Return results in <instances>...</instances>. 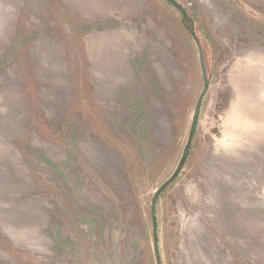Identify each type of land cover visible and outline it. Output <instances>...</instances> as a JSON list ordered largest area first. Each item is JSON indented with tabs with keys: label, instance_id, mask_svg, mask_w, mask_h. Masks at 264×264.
Segmentation results:
<instances>
[{
	"label": "rangeland",
	"instance_id": "1",
	"mask_svg": "<svg viewBox=\"0 0 264 264\" xmlns=\"http://www.w3.org/2000/svg\"><path fill=\"white\" fill-rule=\"evenodd\" d=\"M175 1L208 89L161 263L264 264V0ZM202 86L162 0H0V264H156Z\"/></svg>",
	"mask_w": 264,
	"mask_h": 264
},
{
	"label": "water",
	"instance_id": "2",
	"mask_svg": "<svg viewBox=\"0 0 264 264\" xmlns=\"http://www.w3.org/2000/svg\"><path fill=\"white\" fill-rule=\"evenodd\" d=\"M166 1L168 3H170L171 5H173L177 10H179L180 13L182 14V16H184V17L187 16V13L184 10V8L179 3H177L175 0H166ZM191 35L195 41V45H196L197 50H198L203 86H202V91L198 97V100L196 102L195 109H194V112L192 115L188 139H187L186 145L184 147L182 157H181L176 169L172 173V175L164 183L161 184V186L154 192L153 197H152V202H151L152 242H153V252L155 255L156 264H162L161 259H160V254H159V247H158L157 221H156V213H155L156 203H157L161 193L164 191V189L166 187H168L173 181H175L177 179V177L182 172V169L185 165V162L188 158L189 152H190L191 147H192V141H193V138L195 135V130H196V126H197V121H198V117H199L201 103H202V100H203V98L207 92V89H208V79H207V74H206V70H205L204 62H203V57H202V48H201V45H200L196 35L193 32H191Z\"/></svg>",
	"mask_w": 264,
	"mask_h": 264
},
{
	"label": "trees",
	"instance_id": "3",
	"mask_svg": "<svg viewBox=\"0 0 264 264\" xmlns=\"http://www.w3.org/2000/svg\"><path fill=\"white\" fill-rule=\"evenodd\" d=\"M168 7H170V8H172V9H174L176 12H178L179 13V15H180V20H181V22H182V24L185 26V28L189 31V33L191 34V32H193L194 33V29H193V23H192V21H191V19H190V17H189V15H188V13H187V16L186 17H184V16H182V14L180 13V11L179 10H177L173 5H171L170 3H168L166 0H162ZM185 10V9H184ZM202 48V47H201ZM202 57H203V50H202ZM203 62H204V58H203ZM204 67H205V63H204ZM206 69V68H205ZM174 182V181H173ZM172 182V183H173ZM171 183V184H172ZM170 184V185H171ZM169 185V186H170ZM168 186V187H169ZM168 187H166L165 189H164V191L168 188ZM163 191V192H164ZM163 192L161 193V195L163 194Z\"/></svg>",
	"mask_w": 264,
	"mask_h": 264
}]
</instances>
